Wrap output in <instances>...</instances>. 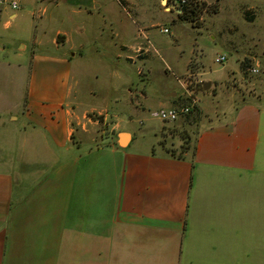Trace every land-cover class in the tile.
I'll return each instance as SVG.
<instances>
[{
	"label": "crops",
	"instance_id": "obj_1",
	"mask_svg": "<svg viewBox=\"0 0 264 264\" xmlns=\"http://www.w3.org/2000/svg\"><path fill=\"white\" fill-rule=\"evenodd\" d=\"M68 1L66 22L75 10ZM246 1L237 0L234 10L264 15V0ZM254 35L257 93L201 126L192 151L179 157L160 144L162 121L147 131L154 140L147 144L143 133L124 126L144 89L126 85L128 112L114 96L101 108L84 106L71 85L69 52L81 44L56 29V51H32V58L62 67L34 61L26 69L20 116H10L19 125L5 131L10 145L0 143V264H264V29ZM144 37L111 41L134 63L137 52L149 50ZM65 46L66 53L58 51ZM92 111L113 118L107 138L90 134Z\"/></svg>",
	"mask_w": 264,
	"mask_h": 264
},
{
	"label": "rangeland",
	"instance_id": "obj_2",
	"mask_svg": "<svg viewBox=\"0 0 264 264\" xmlns=\"http://www.w3.org/2000/svg\"><path fill=\"white\" fill-rule=\"evenodd\" d=\"M204 1L206 10L193 24L180 20L177 11L168 5V0L165 3L162 0H69L75 10L68 14V22L65 21L66 0H57V3L52 0H17L19 6L16 9L2 2L0 120L5 125L0 126V143L10 145L9 141L6 142L5 131L10 134L19 125L20 119L12 120L10 116H20L27 81L26 69L34 61L36 65L42 63L52 69L62 67L51 59H42L40 63L41 59L32 58V51H56L51 41L55 30L60 28L68 31L74 44H81L79 49L69 52H75L71 63V85L79 89L77 95L84 106L101 108L110 96H114L120 98L119 109L128 112L126 85L136 86L138 93L144 89L145 98L138 97V110L132 113L131 122L124 126L137 135L143 133L145 144L154 141L153 132L147 131L160 126L161 120L156 116L160 109L180 108L188 104L190 95L195 96L198 99L196 111L179 115L173 121H162L163 126L157 132L165 150L169 149L174 154L190 153L201 126L221 115L225 109L257 93L252 86L257 81L254 77L257 72H253L252 68L255 57L259 56L260 46L254 33L264 29V15L250 9L257 17L247 21L245 7L234 10L237 0ZM212 4L218 6L215 14L210 12ZM242 4H248V1L242 0ZM11 12L16 13L14 18L8 17ZM74 24H81L83 30L77 32L72 28ZM161 27H166L168 32H160ZM145 33L149 50L137 52L134 63L126 60V51H119L117 44L115 46L111 41L116 38L122 43H145ZM37 40L40 45H36ZM20 44L25 48L19 47ZM66 49L67 46L58 51L66 53ZM222 51L225 52V60L216 63L215 57ZM247 61L250 67L243 73L240 66ZM230 70L238 73H231L226 79ZM198 79L211 81L210 88L205 92L194 90ZM213 81L215 87H212ZM219 83L223 84L216 86ZM218 88L219 95L216 96ZM171 92L176 94L166 97ZM124 114H120L122 124L128 120ZM87 117L97 122L95 130L90 133L95 139L111 135L114 123L111 116L104 118L103 113L92 111L87 113ZM260 253V259H263L264 244Z\"/></svg>",
	"mask_w": 264,
	"mask_h": 264
},
{
	"label": "trees",
	"instance_id": "obj_3",
	"mask_svg": "<svg viewBox=\"0 0 264 264\" xmlns=\"http://www.w3.org/2000/svg\"><path fill=\"white\" fill-rule=\"evenodd\" d=\"M176 4L177 8L180 9V12L177 13V16L180 20L187 21L191 24L195 23L197 20L199 14H201L202 11L206 10V4L204 0H168V4ZM210 12L215 14L218 12V6L216 4H212L210 6ZM245 19L247 21H253L255 18V14L252 10L247 9L244 12ZM250 63L242 62V65L240 66V70L244 73H246L249 70ZM194 90H199L197 87L194 88ZM188 104L187 106H190V110L188 112H193L197 110V103H192V98H187ZM187 114V113H186ZM187 147H185L186 149ZM194 148V145H193ZM184 149V148H183ZM166 152L172 156H183V154H174L171 150L167 149Z\"/></svg>",
	"mask_w": 264,
	"mask_h": 264
},
{
	"label": "built area",
	"instance_id": "obj_4",
	"mask_svg": "<svg viewBox=\"0 0 264 264\" xmlns=\"http://www.w3.org/2000/svg\"><path fill=\"white\" fill-rule=\"evenodd\" d=\"M2 2H7L11 8L16 9L18 8V2L17 0H0V4ZM160 32L162 33H167L168 29L166 27H161L159 29ZM225 60V55L224 54H220L218 56L215 57V62L216 63H222ZM253 72H257V70L255 68H252ZM190 97L192 98V103H196L197 101L195 100L194 97H192L190 95ZM190 110V106H181L180 108H167V109H160L157 113L156 116L159 117V119L161 121H173L175 120L179 115H184L186 114L188 111Z\"/></svg>",
	"mask_w": 264,
	"mask_h": 264
},
{
	"label": "water",
	"instance_id": "obj_5",
	"mask_svg": "<svg viewBox=\"0 0 264 264\" xmlns=\"http://www.w3.org/2000/svg\"><path fill=\"white\" fill-rule=\"evenodd\" d=\"M162 3H165V0H162ZM172 9H175L178 12H180V9L177 8L176 4H168ZM211 86V81H199L196 83V87L199 89V91H207ZM168 95H175L174 92L169 93ZM123 144V141H122Z\"/></svg>",
	"mask_w": 264,
	"mask_h": 264
}]
</instances>
